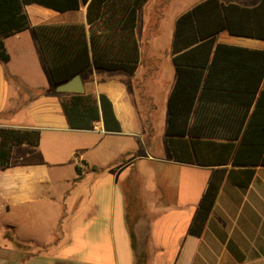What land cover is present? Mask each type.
I'll return each mask as SVG.
<instances>
[{
    "label": "crops",
    "instance_id": "crops-1",
    "mask_svg": "<svg viewBox=\"0 0 264 264\" xmlns=\"http://www.w3.org/2000/svg\"><path fill=\"white\" fill-rule=\"evenodd\" d=\"M195 3L146 0L135 19V70L91 62L79 73L83 93L109 98L120 131L105 130L101 120L69 126L62 102L71 93L55 90L33 27L83 24L86 37L110 34L109 56L125 58L124 16L90 25L82 2L65 11L25 5L29 27L4 39L0 126L37 128L40 138L36 145L0 141L9 149L0 165V264H134V249L147 254L146 264H264V166H256L245 189L225 179L211 197L206 185L214 167L175 161L165 146L175 20ZM216 41L264 49L263 39L225 30ZM125 192L140 204L130 229ZM209 198L200 235H189Z\"/></svg>",
    "mask_w": 264,
    "mask_h": 264
},
{
    "label": "trees",
    "instance_id": "trees-1",
    "mask_svg": "<svg viewBox=\"0 0 264 264\" xmlns=\"http://www.w3.org/2000/svg\"><path fill=\"white\" fill-rule=\"evenodd\" d=\"M145 1L0 0V62L9 60L4 39L29 27L25 5L37 3L65 11L77 9L82 2L86 4L90 25L97 20L106 24L116 14L119 19L124 16L130 52L125 58L110 57V34L99 36L89 32L86 37L83 24L35 25L33 29L53 83L70 79L91 62L97 68L133 72L139 59L134 37L136 13ZM223 30L264 40V0L250 5L200 0L177 16L171 47L175 76L167 96L163 131L166 149L173 160L214 167L206 185V194L211 197L225 179L245 189L256 166H264V49L216 41L217 33ZM5 75L9 77L7 72ZM62 104L72 128H90L101 120L105 130H121L111 101L103 93L97 97L91 93L70 94ZM39 138L37 128L0 126V141L4 144L36 145ZM8 157L9 149L0 147V165H5ZM75 170L81 172L78 166ZM125 201L130 229L140 204L126 192ZM210 204L211 198L200 206L189 235H200ZM146 260L144 251L134 249V264H146Z\"/></svg>",
    "mask_w": 264,
    "mask_h": 264
},
{
    "label": "water",
    "instance_id": "water-1",
    "mask_svg": "<svg viewBox=\"0 0 264 264\" xmlns=\"http://www.w3.org/2000/svg\"><path fill=\"white\" fill-rule=\"evenodd\" d=\"M55 90L58 92H68L71 94L83 93L84 88L79 73L72 76L70 79L55 84Z\"/></svg>",
    "mask_w": 264,
    "mask_h": 264
},
{
    "label": "rangeland",
    "instance_id": "rangeland-1",
    "mask_svg": "<svg viewBox=\"0 0 264 264\" xmlns=\"http://www.w3.org/2000/svg\"><path fill=\"white\" fill-rule=\"evenodd\" d=\"M192 1V2H191ZM193 1H199V0H190V3H195ZM223 1H234V2H238V3H243V4H254L256 3L258 0H223ZM128 184H131V182H129ZM26 245V244H25Z\"/></svg>",
    "mask_w": 264,
    "mask_h": 264
}]
</instances>
